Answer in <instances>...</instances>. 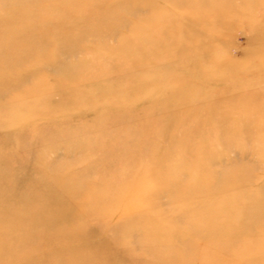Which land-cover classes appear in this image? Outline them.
Here are the masks:
<instances>
[{"label": "rangeland", "instance_id": "rangeland-1", "mask_svg": "<svg viewBox=\"0 0 264 264\" xmlns=\"http://www.w3.org/2000/svg\"><path fill=\"white\" fill-rule=\"evenodd\" d=\"M2 23L0 264H185L214 240L264 264V0H0Z\"/></svg>", "mask_w": 264, "mask_h": 264}, {"label": "bare ground", "instance_id": "bare-ground-1", "mask_svg": "<svg viewBox=\"0 0 264 264\" xmlns=\"http://www.w3.org/2000/svg\"><path fill=\"white\" fill-rule=\"evenodd\" d=\"M77 15V14H76ZM119 17V20L121 19H123V17H122V15H119L118 16ZM119 20H116V21H119ZM5 23H2L1 24V26H0V41H2V38H4V39H6L5 37H3L4 35H2L3 34V32H2V27H3V25H4ZM51 31V29H49V30H47V28H43L42 30H40L39 32H38V34L35 32L34 34H36V39H34L35 40V42L36 43H38L40 46H41V48L43 49V48H47V47H54V46H56L57 47V45L58 44H62L63 43V41H62V38L60 37H58L57 39H52V40H48V39H50V38H54V37H52V33L50 32ZM95 31H96V29H95ZM105 32V30H98L97 32H95V33H104ZM106 33V32H105ZM93 34V33H92ZM79 36H81L82 37V35H79ZM71 39H77V38H79V37H77V36H75V37H70ZM64 39V38H63ZM28 39H26V40H23L24 42H21L20 43V47H22L21 48V50H23V51H25V52H28V53H30V51H31V48L29 47L30 45H31V43H30V41H27ZM13 44V42H11V45ZM14 46L15 45H12L11 47H9L10 49H8V48H5V49H3V50H0V61H2V60H8V61H12V62H16L17 60H18V58H16L15 56H13L14 54H12V52H11V48H13L14 49ZM59 49V48H58ZM69 50H63L62 49V51L60 50L59 51V55L60 54H62V53H64V54H66V53H69L68 52ZM37 55V54H36ZM43 56V55H42ZM21 59H22V61L23 60H27V56H21ZM11 65V67L13 68L14 67V65L15 64H10ZM7 72H9V71H11V70H9V65H8V68H7ZM2 79V81H3V84L4 83H7L8 81H9V78H8V76H4L3 75V78H1ZM32 192V191H31ZM30 191H29V196L30 197H28V199H30V200H26V203H29V202H33V203H35V202H37V200H38V198H34V196H33V194L31 193ZM211 211V210H210ZM210 211L208 212V217H209V219H212L213 217V219H215L216 218V220H218L219 219V216L217 217V212H218V210L217 209H214L213 210V213L211 214L210 213ZM210 215V216H209ZM202 218H203V216H201ZM201 217H200V219H198V217H194L193 219L195 220V223H201V221H202V219H201ZM204 219V218H203ZM225 220V219H224ZM203 222V221H202ZM209 223H213L214 224V222H212V221H209ZM28 227V226H27ZM27 227H25V228H27ZM14 228H15V225H14ZM33 228H35L34 230H32V228H29V230H27V231H25L26 232V234L27 235H25V236H22L21 238L24 240V241H33V237H34V235H32V234H34V232H39V230H38V227H33ZM28 232V233H27ZM28 234H30V235H28ZM194 235V236H193ZM192 237H193V239H197V241L199 242V237H197L196 236V233H187L186 234V237H183V238H181L180 240H183V241H185L187 238H191L192 239ZM233 241L231 240V243H232ZM8 244H11V240H8V242H7ZM213 244H215L216 245V248L215 247H211L209 250H208V253L207 254H204V253H202L201 251H199V250H197L198 248H196V250H193V251H196L197 253H193L192 252V254H188V256L186 257V259H188L190 262H186L185 264H190L191 263V260L194 258V260H195V263H191V264H221L219 261H218V253H217V251H216V249H217V246L219 245V241L218 240H214V243ZM2 245V244H1ZM3 246V245H2ZM1 246V247H2ZM5 248H12V247H9V246H4ZM175 256V255H174ZM179 255H177V256H175V257H178ZM197 257V258H196ZM173 261V260H172ZM193 261V260H192ZM170 264H172V262H170Z\"/></svg>", "mask_w": 264, "mask_h": 264}]
</instances>
